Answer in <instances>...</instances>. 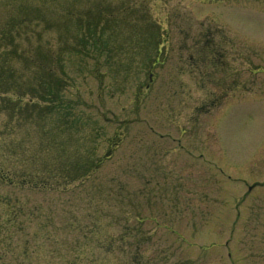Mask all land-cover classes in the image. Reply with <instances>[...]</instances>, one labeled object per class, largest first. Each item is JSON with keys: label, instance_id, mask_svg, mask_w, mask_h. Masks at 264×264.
<instances>
[{"label": "rangeland", "instance_id": "rangeland-1", "mask_svg": "<svg viewBox=\"0 0 264 264\" xmlns=\"http://www.w3.org/2000/svg\"><path fill=\"white\" fill-rule=\"evenodd\" d=\"M0 264H264V0H0Z\"/></svg>", "mask_w": 264, "mask_h": 264}, {"label": "flooded vegetation", "instance_id": "flooded-vegetation-1", "mask_svg": "<svg viewBox=\"0 0 264 264\" xmlns=\"http://www.w3.org/2000/svg\"><path fill=\"white\" fill-rule=\"evenodd\" d=\"M216 35H218V33H213L211 29H200V32L197 34H188L186 63L190 69L196 67V69L202 74L200 75L201 78H203L202 76L209 74L207 71V65L210 62L211 64H217L218 69L214 74L220 78L222 92L227 93L233 89L232 85L237 82L234 66L232 65L233 59H231L234 52L231 46L226 43V40L216 39L215 41L214 36ZM197 42H200V44H197ZM196 47H199V49ZM205 48L206 50H204ZM209 48L216 52V54L210 57V59H208L207 56ZM189 78L192 79L191 76Z\"/></svg>", "mask_w": 264, "mask_h": 264}, {"label": "trees", "instance_id": "trees-1", "mask_svg": "<svg viewBox=\"0 0 264 264\" xmlns=\"http://www.w3.org/2000/svg\"><path fill=\"white\" fill-rule=\"evenodd\" d=\"M51 55H52V53H51ZM51 59L53 58V55L50 57ZM33 61V60H32ZM34 62V61H33Z\"/></svg>", "mask_w": 264, "mask_h": 264}]
</instances>
